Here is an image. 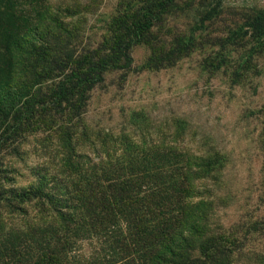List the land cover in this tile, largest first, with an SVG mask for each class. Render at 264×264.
I'll return each mask as SVG.
<instances>
[{
    "label": "trees",
    "instance_id": "16d2710c",
    "mask_svg": "<svg viewBox=\"0 0 264 264\" xmlns=\"http://www.w3.org/2000/svg\"><path fill=\"white\" fill-rule=\"evenodd\" d=\"M174 7L120 0L92 42L91 2L0 0V264H264V164L229 221L220 146H179L180 129L156 142L139 114L118 132L88 122L136 47L144 69L186 57L189 40L162 34Z\"/></svg>",
    "mask_w": 264,
    "mask_h": 264
},
{
    "label": "rangeland",
    "instance_id": "374dc122",
    "mask_svg": "<svg viewBox=\"0 0 264 264\" xmlns=\"http://www.w3.org/2000/svg\"><path fill=\"white\" fill-rule=\"evenodd\" d=\"M83 1L98 6L87 31L95 42L120 0ZM165 19L166 38L191 42L186 57L144 69L150 52L136 47L133 69L125 80L113 74L95 92L87 119L95 129L118 132L139 114L156 142L174 145L180 129L179 146H220L229 156L227 186L236 196L224 214L232 221L246 200L256 203L264 164V0H175Z\"/></svg>",
    "mask_w": 264,
    "mask_h": 264
}]
</instances>
